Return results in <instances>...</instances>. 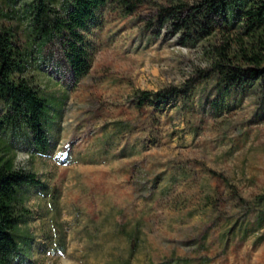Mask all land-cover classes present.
I'll list each match as a JSON object with an SVG mask.
<instances>
[{"label":"rangeland","instance_id":"rangeland-1","mask_svg":"<svg viewBox=\"0 0 264 264\" xmlns=\"http://www.w3.org/2000/svg\"><path fill=\"white\" fill-rule=\"evenodd\" d=\"M172 1L145 0L127 16L100 7L76 86L55 48L32 61L26 75L61 104L47 154L13 145L16 168L41 185L21 191L29 239L12 264H264V98L233 93L212 107L213 81L198 76L207 58L156 24ZM13 24L23 43L25 22ZM222 31L209 43L234 34ZM185 84L187 98L135 105L140 91Z\"/></svg>","mask_w":264,"mask_h":264},{"label":"trees","instance_id":"trees-1","mask_svg":"<svg viewBox=\"0 0 264 264\" xmlns=\"http://www.w3.org/2000/svg\"><path fill=\"white\" fill-rule=\"evenodd\" d=\"M108 1L127 16L145 0H60L58 7L54 6L57 0H0V103L5 107L0 116V264H12L23 255L29 238L21 236L20 229L27 224L29 212L21 191L41 185L35 173L16 168L13 145L32 156L47 154L55 110L61 104L54 106L26 71L51 46L76 86L88 75L93 59L84 33ZM13 22H25L23 43L17 39ZM156 24L159 28L166 25L178 38L177 44L199 48L207 58L208 67L198 76L200 81H213L215 110L222 109L233 93L253 91L264 98V0H195L191 4L173 0L158 9ZM220 30L234 34L221 33L223 39L210 44L209 39L218 38ZM189 85L157 93L140 91L135 105L164 107L187 98ZM256 203L260 207L256 220L261 223L264 196Z\"/></svg>","mask_w":264,"mask_h":264}]
</instances>
